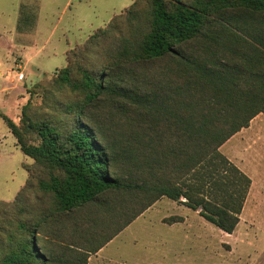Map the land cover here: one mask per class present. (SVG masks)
Listing matches in <instances>:
<instances>
[{"label":"trees","instance_id":"trees-1","mask_svg":"<svg viewBox=\"0 0 264 264\" xmlns=\"http://www.w3.org/2000/svg\"><path fill=\"white\" fill-rule=\"evenodd\" d=\"M65 58L64 120L0 114L32 159L0 264H87L161 197L231 233L250 179L219 148L264 114V0H135Z\"/></svg>","mask_w":264,"mask_h":264},{"label":"rangeland","instance_id":"rangeland-1","mask_svg":"<svg viewBox=\"0 0 264 264\" xmlns=\"http://www.w3.org/2000/svg\"><path fill=\"white\" fill-rule=\"evenodd\" d=\"M133 1L0 0V114L18 124L22 108L26 106L27 114L35 120H64L59 107L71 96L58 93L51 83L54 71L66 64V53L70 49L81 45L98 28L105 27ZM118 25L124 32L122 24ZM20 73L23 76L18 79ZM256 124L264 125V114H258L249 123L250 127ZM259 138L264 143V127L249 144L248 137L239 144L245 156L257 147L253 145ZM233 143L232 137L221 146L220 152L236 165ZM31 162L16 145L15 137L0 116V201L14 198L27 178L24 165ZM254 165H260L259 170L253 168L249 175L257 179L259 185H264V152ZM262 194L258 198L249 197L251 202L247 200L235 235L218 237L213 232L214 225L208 223L205 227L197 223L196 213H191L185 228L192 235L188 233L186 237L172 232L169 241L164 242L155 231L168 233L167 225L158 221V213L151 212L149 221L143 223L141 218L126 226L105 251L115 253L118 258L120 253L127 254L129 264H264V192ZM173 204L172 215L164 218L166 222L184 217L177 207L181 206L180 202ZM102 254L105 255L104 251Z\"/></svg>","mask_w":264,"mask_h":264},{"label":"crops","instance_id":"crops-1","mask_svg":"<svg viewBox=\"0 0 264 264\" xmlns=\"http://www.w3.org/2000/svg\"><path fill=\"white\" fill-rule=\"evenodd\" d=\"M251 120H253V118ZM251 127H250V125L247 126V127H244V128L240 129L238 132H236L234 135H232L229 138V139H231L233 137V142H234L233 143V145H234V150H233L234 160L235 161L237 160V164H239V166L237 164H236L237 166L236 165L235 166L240 171H242L245 175H247L249 177V179H250V186H249L248 192L246 194V197H245V199L243 201L242 209H241V211L239 213V220H238V223H237L235 229L240 225V223L242 221V212L244 210L245 204H246L247 200L249 199V197H251L253 195L255 198H258L259 196L263 195L262 192H264V185L263 184L259 185L257 183L258 180L257 179L254 180V177L251 174L249 175V172L253 168L259 170V166L260 165L257 166V165H254V164H255V162L257 163V159L260 158V153L264 152V143H261V141H260L261 139L259 138V140L256 141L254 143V145H253V146H257V147H254L255 149H253V150L250 149L248 154H246L247 156H245V152H242V150L240 148V145H239V144H242L243 140L245 138L247 139V137H248V139H247L248 143L247 144L250 143L249 141H252V137L253 136H257L258 137L259 133L261 132L262 127H264V125L256 124L252 128ZM227 141H225L223 144H225ZM221 146H220V148H221ZM253 146H250V148H253ZM220 148H219V151H220ZM164 200H166L167 202H164ZM249 200L251 202L252 198H250ZM175 202H179V201H174V200H171V199H169L167 197H161L152 206H150L148 209H146L135 220L142 218L145 221L143 223H146L147 221H149L148 219L151 217V214H150L151 212L158 213L157 219H158V221H160L161 224L167 225L166 226L167 227L166 231H168V233H164V232H162L160 230H156V231L154 230V231L157 233L158 236L163 238L162 240H164V242L169 241L168 237L172 236V234H170L172 232L175 233V234L176 233L184 234V235H186V237H187L188 233L190 235H192L190 230L185 228V226L188 224V214L196 213V216H195L194 220L197 223H200V224H202L205 227H208V223H211V222L207 221L205 218H203L198 213V210H193V209H191L190 207L186 206L185 204H183L181 202H180L181 206H177V207H179L183 211V216H184L183 219H180L178 221H172V222L164 221V218L168 217L169 215L170 216L172 215V214H170V212H171V209H172V207L174 205L173 203H175ZM254 210H255V214H256L258 210H256V208ZM172 213H173V215L175 214V212H172ZM134 221H132L131 223H133ZM235 229L231 233H226L223 230H221V229H219L218 227L215 226V228H213V232H215V234L218 237H224V235H232V233L234 234ZM198 235H199V233H198ZM206 236H208L207 231H206ZM200 238H201V236H200ZM110 241H112V239ZM109 242H107L103 247H101L95 254H91L88 257V264H91V263L92 264H118V263L119 264H129L128 263L129 261L126 260L127 254L120 253L121 258H120V256L118 258L115 253H111L110 251H107V252L105 251V249L108 246ZM103 251H104V254H105L104 256L102 254ZM125 255H126V257H125ZM148 264H151V263H148ZM160 264H162V263H160Z\"/></svg>","mask_w":264,"mask_h":264},{"label":"built area","instance_id":"built-area-1","mask_svg":"<svg viewBox=\"0 0 264 264\" xmlns=\"http://www.w3.org/2000/svg\"><path fill=\"white\" fill-rule=\"evenodd\" d=\"M22 76H23V74H22V73H20V74L18 75V79H21V78H22Z\"/></svg>","mask_w":264,"mask_h":264}]
</instances>
